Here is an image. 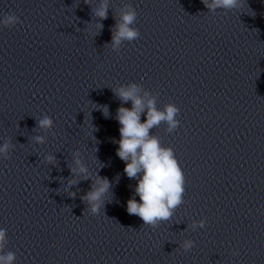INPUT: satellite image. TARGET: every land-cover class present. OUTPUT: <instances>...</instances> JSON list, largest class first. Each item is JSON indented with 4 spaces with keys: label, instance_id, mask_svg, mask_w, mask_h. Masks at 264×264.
<instances>
[{
    "label": "clouds",
    "instance_id": "clouds-1",
    "mask_svg": "<svg viewBox=\"0 0 264 264\" xmlns=\"http://www.w3.org/2000/svg\"><path fill=\"white\" fill-rule=\"evenodd\" d=\"M84 2L91 6L90 0ZM208 11L215 12L217 9L233 10L243 6L244 0H201ZM98 21H103L108 17L107 4L102 3L100 7L92 9ZM137 22V12L131 4L121 10L119 19L112 29L111 48L116 50L124 42H131L139 38L140 32L134 27ZM20 23V19L15 14L6 15L2 24L4 27H13ZM103 27L97 22L96 28ZM114 95L119 98L122 105L117 109L116 119L119 122L120 139L114 141L119 145L116 155L124 161V173L129 179H135L137 184L134 188L132 198L127 201V212L129 215L139 217L143 224L157 227L161 222H167L173 216L178 206L184 203L185 176L182 168L174 155L171 147H163L160 139L150 134V130L158 127L161 123L167 125L166 131L174 132L180 125L176 118L180 109L174 103H167L163 109L156 107V97L144 91L140 95L141 86L135 82L120 85L112 89ZM131 101V108L124 107L123 104ZM105 117L109 115L107 106H104ZM146 119L142 122L141 116ZM53 126V119L44 116L37 122V127L50 129ZM38 144L44 143L41 136L35 137ZM14 146L10 141L0 146V157L5 160L10 159V150ZM79 151L75 155L79 156ZM46 160L49 164L54 163L55 157L48 155ZM80 173L87 172V168L81 164L79 159L75 161ZM71 172H76V168H70ZM69 185L74 181H69ZM111 184L107 177H97L93 186L81 199L89 205L92 213H99L103 205L102 197L109 190ZM139 196V201L136 200ZM204 221L199 222V227H204ZM193 229L197 227L194 222ZM7 240L6 229H0V264H15L16 255L9 251L4 253L5 242ZM195 246V241L186 239L181 247L188 251Z\"/></svg>",
    "mask_w": 264,
    "mask_h": 264
}]
</instances>
